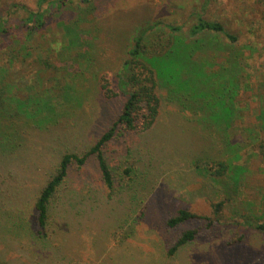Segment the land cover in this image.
<instances>
[{"label":"rangeland","instance_id":"obj_1","mask_svg":"<svg viewBox=\"0 0 264 264\" xmlns=\"http://www.w3.org/2000/svg\"><path fill=\"white\" fill-rule=\"evenodd\" d=\"M38 1L0 0V18L22 19L26 10L38 11ZM202 6L203 0H69L44 27L46 42L38 34L27 42L18 30L0 38V70L8 69L6 82L15 95L24 99L27 88L56 90L62 82L85 98L80 109L54 122L51 133L32 132L17 157L0 159V264H264V232L256 228L264 223V0H212L205 11ZM194 13L219 22L237 39L205 35L213 45L200 51L203 65L180 51L185 67L194 68L189 78L198 94L211 104L198 98L187 103L194 110H183L160 88L153 127L121 132L104 148L116 176L114 194L109 196L94 159L74 169L51 210L50 237L38 239L32 203L61 154L86 151L122 112L126 98L117 80V96L109 98L102 77L123 73L126 52L143 29L155 26L162 39L185 38L197 22ZM76 34L81 42L70 47ZM19 39L31 55L17 57ZM45 43L59 48L47 55ZM69 57L85 64L83 76L74 74L78 64L72 66ZM47 58L54 70L41 71ZM166 60L162 66L179 64ZM234 75L239 90L233 116L223 110L216 89ZM40 80L42 86L33 83ZM198 160L215 166L197 168ZM218 163L227 167L222 175L215 173ZM180 210L200 218L168 229L166 222ZM187 230L198 231L195 241L169 256Z\"/></svg>","mask_w":264,"mask_h":264},{"label":"trees","instance_id":"obj_2","mask_svg":"<svg viewBox=\"0 0 264 264\" xmlns=\"http://www.w3.org/2000/svg\"><path fill=\"white\" fill-rule=\"evenodd\" d=\"M82 1L88 3L89 0ZM211 1L203 0V11ZM67 2L69 0H39L38 11L26 10L27 16L22 19L12 21L0 18V38L18 30L26 35L27 42L33 40L32 36L34 34H38L46 42L44 27L54 18L56 13L65 7ZM193 16H195L197 22L190 26L185 38L184 36L171 35L168 39H162L160 36L155 35V26L143 29L142 32L133 37V45L126 52L128 57L123 62V73L102 77L100 87L102 92L104 91L109 98L117 96L112 86V80H117L118 90L126 98L122 112L112 127L86 151L78 154L67 150V152L61 154L57 167L52 170L47 181L40 186L32 203L31 211L33 217H35V234L38 239L46 240L50 237L48 227L51 221V210L57 199L60 198L61 189L65 186L74 169L80 170L94 159L97 163L101 181L109 191V196L111 197L114 194L116 176L107 163L104 148L123 135L121 132L144 133L153 127L160 112L161 99L158 94L160 88L167 91L172 100L171 103L175 102L183 110H194L193 107H188V101L195 99L196 102H201V99L198 98H202V95L198 94L195 83L189 78L193 75L194 68L188 69L185 67L186 61H183L185 59L182 55L185 53L181 54L180 51H190L186 55L187 59H191L197 65H203L197 57L200 51L205 48L204 46L213 45V40L205 35L215 32L216 34H224L232 42L237 39L235 36L226 33L219 22L207 21L197 13H194ZM168 28L173 32L181 30L174 26H168ZM66 29L68 32L73 33L67 25H65ZM76 35L75 39L70 40V47L78 46L79 43L77 42H81V36ZM45 45L48 46L45 47V52L50 55L54 47L49 43H45ZM15 46L18 49L17 57L23 55L22 53L27 56L31 55V50H29L26 42L24 43L19 39ZM174 53L175 55H173ZM168 57L172 58L173 63V59L176 58V62L179 64L174 65L173 68L167 65L162 66V62L167 61L166 58ZM68 61L72 63V66L75 63L78 64L74 74L83 76L81 74L84 71L85 64L78 62L73 57H69ZM42 65L43 69L41 71L54 70V64L48 58L42 60ZM7 74L8 69L0 70V159L6 163L10 161L9 159L17 157L26 148L27 139L32 132L51 133L57 119L67 117L70 111H76L75 108L80 109L85 100L82 91L78 92L74 90V85L70 83L63 85L62 82L56 90L53 85L48 89L38 88L40 91H35V88H27V96L22 99L15 95L14 88L6 82ZM213 74L216 73L213 72ZM236 77V75L232 76L230 83L228 82L226 86L221 85V88L216 89L222 92L220 98L223 110L229 111L233 116L234 95L239 90ZM51 80L54 81V76L50 78ZM33 83L36 86H42L41 80L39 82L33 81ZM185 86L187 87L185 88ZM202 100L211 104L207 98H202ZM195 110H199V108ZM196 112L194 113L196 114ZM195 165L197 168L205 167L208 170H213L215 166L213 163L203 162V160L196 161ZM217 165L220 169L216 170L215 173L222 175L227 167L224 163H218ZM128 173L129 171L125 170V174ZM224 203L223 201L215 206V213L222 208ZM199 218L198 215L190 211L180 210L176 216L166 222V226L168 229L175 230L183 224ZM256 228L264 232V223L257 225ZM197 235V230L182 232L170 249L169 256L173 257L180 249L194 242Z\"/></svg>","mask_w":264,"mask_h":264},{"label":"clouds","instance_id":"obj_3","mask_svg":"<svg viewBox=\"0 0 264 264\" xmlns=\"http://www.w3.org/2000/svg\"><path fill=\"white\" fill-rule=\"evenodd\" d=\"M54 47H56L57 48V50H58V48H59V46L57 45V46H54Z\"/></svg>","mask_w":264,"mask_h":264}]
</instances>
